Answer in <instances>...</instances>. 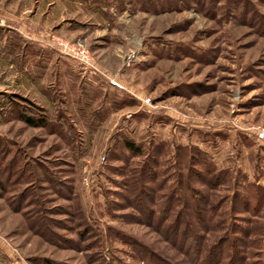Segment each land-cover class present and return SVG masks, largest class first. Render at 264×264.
Masks as SVG:
<instances>
[{
	"label": "rangeland",
	"instance_id": "374dc122",
	"mask_svg": "<svg viewBox=\"0 0 264 264\" xmlns=\"http://www.w3.org/2000/svg\"><path fill=\"white\" fill-rule=\"evenodd\" d=\"M259 128L264 0H0V264H146L139 244L151 264H189L164 231L182 203L158 218L181 176L229 221L239 194L250 235L264 226V197L246 192L264 195Z\"/></svg>",
	"mask_w": 264,
	"mask_h": 264
},
{
	"label": "trees",
	"instance_id": "16d2710c",
	"mask_svg": "<svg viewBox=\"0 0 264 264\" xmlns=\"http://www.w3.org/2000/svg\"><path fill=\"white\" fill-rule=\"evenodd\" d=\"M18 116L22 120H24L28 125L31 126L40 127L50 124L47 115L42 116V118L40 119H36L34 117L35 115H31V113L26 112L25 114L18 112ZM63 119L64 121L67 120L69 125H72V122L68 117L67 119H65V117ZM124 143L126 148L134 155L140 156L143 153L141 146L136 145L134 142L126 140ZM187 153L188 152H184L182 157L187 156ZM154 162H156L155 159ZM14 165H12V169H8L9 173H12L13 175L15 174L13 171V167L15 168ZM26 174L24 173L23 175V172L20 173V175H23V177H25ZM32 177L33 175L30 177V179ZM186 177L181 176L180 178V182H182L180 188L181 190L183 187L186 188V194L184 191L180 190L181 192H179V189H176L178 190L177 192H179L176 193L178 194L177 196L176 194H170L166 196L165 198L167 199V201L164 202L163 209L160 213L161 215L158 218L160 219V223L169 220V217L171 213L175 211L174 208L177 206V204L182 203L181 205L183 208L177 211L178 215L173 220V224L168 225V227H165L164 231L168 232L167 237L170 238V240L175 243L178 242L179 246L183 248L184 246L187 247V250L185 248L184 250L187 252L186 254L188 256L189 264H264L263 260L262 262H259L260 260H254V257L256 256V253H254V248H256L257 250L260 249V252H264V247H262V244H260V239L264 237V226L258 223L260 224V226H256L254 228V231H252V233L248 235L251 230H249L247 227H242V225L238 223L239 220L241 221V219H238V215H236L238 214L237 212L240 211L237 209L239 206L237 202L239 194L233 196L235 199L232 201V204L230 206L231 211L229 212L231 213V215L229 217V221L228 217L226 216V213H228V211L225 212L221 209L223 208V204L219 205V201H213V195L211 197H207V194H205L202 199H195V196H192V189L190 187L191 181H189L188 178L186 179V181H182V179ZM0 188H2L3 190H9V186L4 183L1 179ZM145 188L148 189L150 187ZM151 190L153 191V188H151ZM14 191L18 190L14 189ZM246 192L249 194L250 198L256 199L258 203L257 206H260L261 201H263L264 197L262 189L255 185H249L248 188H246ZM26 195L27 192H25V190H20V192L17 194V198L20 197L19 199L23 203L26 200ZM186 197H191L192 199V203H189L191 204L190 208H187ZM156 199L153 200L156 201ZM198 200L199 202L203 200V202L199 203ZM249 202L250 201H245L242 203L245 210L250 207ZM29 210L30 209H28V211ZM250 210V212L254 214L257 210L256 206ZM20 211L24 212L23 210ZM31 215L36 216V212L31 211L27 214V216ZM186 216L187 218H185ZM84 222L86 221L84 220ZM193 222H195L197 227L192 225ZM217 232L221 233L217 235ZM84 234L86 233L84 232ZM241 234H243L244 236H240ZM242 240L246 242H244L246 246L245 249L240 247L243 243ZM187 242L190 243L187 244ZM133 247L136 246L133 245ZM139 247H141L142 249H135L139 254V256H137V259L142 258L144 263L151 264V261L147 262L144 259V256L147 253L143 251L144 247L140 244Z\"/></svg>",
	"mask_w": 264,
	"mask_h": 264
},
{
	"label": "built area",
	"instance_id": "2783aa9c",
	"mask_svg": "<svg viewBox=\"0 0 264 264\" xmlns=\"http://www.w3.org/2000/svg\"><path fill=\"white\" fill-rule=\"evenodd\" d=\"M62 44L64 45V43H62ZM66 48H69L68 45H66ZM77 51H79V50H77ZM80 55H81V58L83 59L84 62L90 63L89 55L87 53H85V51H82L80 49ZM133 57H134V55H131L129 58L132 59ZM256 137L258 140L264 141V128L258 129V131L256 132Z\"/></svg>",
	"mask_w": 264,
	"mask_h": 264
},
{
	"label": "crops",
	"instance_id": "0c3cea01",
	"mask_svg": "<svg viewBox=\"0 0 264 264\" xmlns=\"http://www.w3.org/2000/svg\"><path fill=\"white\" fill-rule=\"evenodd\" d=\"M5 27L9 28L10 26L7 25V26H5Z\"/></svg>",
	"mask_w": 264,
	"mask_h": 264
}]
</instances>
